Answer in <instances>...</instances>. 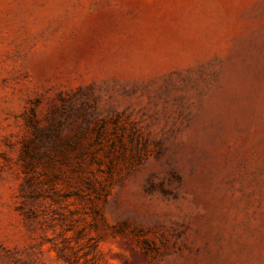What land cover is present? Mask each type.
I'll return each mask as SVG.
<instances>
[{"label": "rangeland", "instance_id": "374dc122", "mask_svg": "<svg viewBox=\"0 0 264 264\" xmlns=\"http://www.w3.org/2000/svg\"><path fill=\"white\" fill-rule=\"evenodd\" d=\"M0 264H264V0H0Z\"/></svg>", "mask_w": 264, "mask_h": 264}]
</instances>
